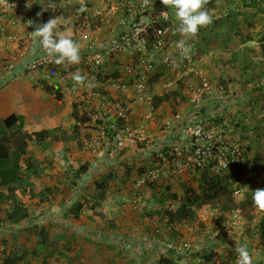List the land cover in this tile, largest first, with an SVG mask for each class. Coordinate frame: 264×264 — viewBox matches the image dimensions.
<instances>
[{"label": "rangeland", "instance_id": "obj_1", "mask_svg": "<svg viewBox=\"0 0 264 264\" xmlns=\"http://www.w3.org/2000/svg\"><path fill=\"white\" fill-rule=\"evenodd\" d=\"M251 1L209 0L206 8L213 13V23L201 28L198 36L188 41L202 48L201 65L211 85V92L201 106L197 108L189 103L185 85L180 81L182 86L176 88L177 99L157 107L162 106V114H158L157 108L144 107L153 113L151 119L146 120V113L140 115L134 111L138 116L134 117L133 128L143 125L145 131L132 133V136L121 134L122 145L114 143L108 134H99L102 124L99 111L87 103L83 106L79 93H73L66 86V81L74 82L71 74L78 69L63 66L62 70L61 67L45 70L46 74L51 73L46 84L59 91L63 98L58 101L54 94L46 93V111L42 108L36 112L30 108L27 114L24 107L28 116L27 129L25 125L23 129L26 133L53 130L56 139L51 136L43 143L31 141L20 162L21 180L6 187L0 184V195L9 198L0 197V264L11 255L23 258L18 264H164L167 258L173 264H237V245H247L253 264H264V250L257 247L260 237L251 238L246 234L248 225H254L248 224L241 209L223 216L222 220L220 209H211L215 214L210 215L207 225L198 232L188 230V226L197 227L199 218L195 223L175 226L184 239L165 234L164 212L181 204L172 201L170 196L175 192L181 197L186 189L184 185L181 187V181L190 183L192 176L188 173L173 176L170 169L156 159V155L160 158L187 143L184 125L191 113L197 114L208 129L224 132V147L237 150L239 155L251 148L250 160L255 154L264 155V134L259 132L260 125L255 121L264 118V56L260 48V43L264 42V0H259L257 5ZM81 2L75 0L64 6L59 0H53L50 3L55 7L48 16V19L59 17V31L68 30L76 41L89 31V26L93 28L99 22L102 26L103 15L111 10L108 5L112 7L111 3L104 5L101 0H83L87 11L80 12ZM133 2L139 12V0ZM150 2L155 4L161 0ZM120 11L123 13L121 7ZM166 11L177 26L174 10L166 8ZM63 19L68 20L67 26ZM180 38L183 39L181 35ZM12 58L11 54L0 63ZM119 63H112L99 72H80L88 77L86 82L91 88L102 90L95 84L102 85L116 78ZM59 71L61 76L57 78ZM165 77L159 74L157 80ZM167 77L177 78L176 74ZM41 82L44 81L38 82L40 87ZM87 90L89 87L80 89L81 95L86 96ZM114 95L119 99L129 96ZM75 105L79 106L80 117L89 118L86 123L81 122L77 130L74 129ZM176 112H181L185 121L172 129L165 128L164 120ZM150 121L154 126L150 125L149 129ZM16 131L17 127L7 129L0 119V138ZM30 165L33 173L28 171ZM154 165L161 169V177L154 184L157 192L146 185L134 196L135 178L140 176L138 170L144 168L145 172ZM82 168L87 171H81ZM131 170L133 176L128 177L127 172ZM260 171L264 176V168ZM259 180L253 178L250 187L242 188V181L236 179L231 186L236 189L232 195L235 202L242 200L244 192L256 187ZM48 190L50 195H46ZM39 192L45 194L41 203V197H37ZM14 201L22 202L31 211L30 217L16 228L6 220ZM252 213L257 216L256 221L261 220V211L255 209ZM234 214L238 215L235 219ZM216 233L219 237L214 235ZM43 238H47L48 244H42ZM184 240L190 247L180 255L165 247L168 243L180 247ZM211 251L214 255L209 262L205 256ZM230 254L233 257L228 261Z\"/></svg>", "mask_w": 264, "mask_h": 264}, {"label": "built area", "instance_id": "obj_2", "mask_svg": "<svg viewBox=\"0 0 264 264\" xmlns=\"http://www.w3.org/2000/svg\"><path fill=\"white\" fill-rule=\"evenodd\" d=\"M59 1L64 6H69L75 0ZM101 3L104 5L111 3V8L108 5L111 10L103 15V23L99 29L89 30L78 41L81 44V63L66 66L79 71L99 72L112 63L120 62L117 77L107 80L102 85L95 84L97 88L102 87V90L89 87L86 96L81 95L80 89L88 87V82L81 86L66 81V86L70 87L73 93H79V101L83 103V106L86 107L85 103H87L92 109L99 111L102 120L98 128L99 134L101 136L108 134L114 143L122 145L121 134L132 136V133H144L143 125L133 128L136 116L134 107L152 109L154 97L176 90L180 81H183L185 85L189 103L199 108L211 92L210 82L201 65V49L198 44L188 42L191 45L190 53L186 58L181 55V51L176 47V43L181 40L180 34L176 31L177 26L168 11L164 8L157 9L151 2L145 7L143 0L138 2V7L141 8L139 12L134 9L137 8V4H134L133 0H101ZM117 15V22L113 25ZM34 19L35 8L31 1L0 0L2 32L5 31L2 23L10 20L13 26H18L20 23L24 25L29 40H37L31 34L36 25ZM103 27L108 28L107 31H102ZM138 28L143 30L137 31ZM105 32L108 33L106 38L102 37ZM30 47L28 45L13 56L7 65L8 72L13 73L21 69L22 73H33L65 66L55 64L40 45L35 48ZM174 64L178 66L174 67ZM159 74L166 77L157 80ZM170 74H176L177 78L167 77ZM46 79H51V73L46 74ZM114 94L129 96L127 99H119ZM152 114L148 111L145 119H151ZM187 117L184 125L187 143L167 153L171 156L169 169L174 176H183L195 167L209 165L218 171L227 169L237 160L238 151L228 149L222 143L219 144L215 134L198 119L197 114L191 113ZM185 119L181 112H176L170 119L164 120V126L172 129L176 124H182ZM160 177V168L147 170L134 182L133 195H139L141 188L157 182ZM210 215L214 213L205 209L200 219L208 221ZM236 216L238 215L234 214L233 219ZM229 225L233 226V224ZM214 235L219 236L218 233ZM165 247L180 255L184 249L190 247V244L183 242L178 247L174 243H168Z\"/></svg>", "mask_w": 264, "mask_h": 264}, {"label": "trees", "instance_id": "obj_3", "mask_svg": "<svg viewBox=\"0 0 264 264\" xmlns=\"http://www.w3.org/2000/svg\"><path fill=\"white\" fill-rule=\"evenodd\" d=\"M52 1L53 0H51L50 2ZM258 1L259 0H253L251 1V4L257 5ZM155 7L157 9H166L161 2H157L155 4ZM47 11L49 12L48 14L46 13V16L48 17L51 15V9ZM260 48H262L261 56H264V42L260 43ZM178 85L179 88H181L180 82ZM41 88L47 94H54L58 101L62 100L63 96L61 95V93L59 91H54L53 88L47 85L45 82H41ZM178 95V90H174L168 94L164 93L162 95L155 96L153 100V107L157 108L172 99L175 101ZM73 115L76 122V125L74 127L75 130L79 128L81 122L86 123L87 121H89V118L86 115L81 117L79 116L77 105H75L73 108ZM255 121L260 125L259 132L262 131L264 134V118ZM4 125L7 129L17 127V131L11 136L0 138V184L6 187L11 183L16 182L17 180H21L22 176L19 171L20 162L22 160V157L27 154L29 143L31 141L43 143L47 138L51 136L55 137L54 139H56V136H54L53 130H43L39 132L26 133L23 129V117L15 114H12L5 119ZM212 132L215 134V138L218 140V143L224 144V141H222L224 132L218 129L216 131L212 130ZM247 151L251 152V148H248ZM248 152L237 156V160L231 163L227 169L218 171L216 168L209 165L205 167H195L190 170L188 172V174H191L192 176L190 178V183H187L186 180H183L180 184L182 188H184L183 185L186 187L183 195L179 197L178 194L174 192V194L170 196L172 201H180L181 204H179L174 209L171 208L164 212V220L167 222V229L165 231V234L172 236L179 235V237L177 238L184 239L183 233L178 234L179 232L175 230V226H178L182 223H195L197 221V218L199 217L198 213L201 212L204 208L220 209L221 220L223 216H228L232 211L241 209L246 214L245 217L248 221V224L251 222L254 225L253 227L250 224H247L248 228L246 230V234L248 236L251 235V238L259 236L260 240L257 247H260L264 250V212H262L263 215L261 220L259 221H256L257 216L252 213L255 209H257L252 199L253 191L257 188L264 189V176H261V171L259 172V169L264 168V155L261 157L258 154H255L254 158H252L253 160H250V153ZM166 155L168 154H162L160 158L156 155V159L160 165L167 166L169 169V161L171 157L169 155ZM153 168H156V166L154 165L150 168H147V170ZM28 171L32 173L34 172L32 165L29 166ZM81 171L86 172L87 170L86 168H82ZM143 172L144 168H140L137 172V175H141ZM127 176H133L132 170L127 172ZM137 178H135V181ZM253 178L261 179L259 180L260 183H258L256 187H252L245 191L242 200H240L239 202H235V200L232 198V195L234 194V191L236 189L234 190L231 187L235 183L234 181L236 179L241 180V187L248 188L250 187V182ZM193 183L197 184V186L194 187ZM154 184L155 183H150L147 185L152 188L153 191L157 192V187L155 188ZM8 189L11 192V189ZM166 191L168 193H171V190L169 188H167ZM48 192H46V195L51 194L49 190ZM38 196L41 197V199L39 200L40 203L43 202V199L45 197L44 192H39V194H37V197ZM0 197L9 199L8 196L0 195ZM31 197L36 196L31 194ZM45 201L47 200L45 199L44 202ZM30 215L31 211L29 207L25 206L20 201H14L13 209L7 214L6 220L11 224H16L28 219ZM198 224L199 225L197 227H194L192 225V231L198 232L200 230H203L205 225H207V222H202L199 220ZM41 242L42 244H48L47 238L41 239ZM213 255L214 254L211 251L207 256H205V259L210 262L212 261ZM232 257L233 254H230L228 261H231ZM21 260H23L21 256L17 257L11 255L9 258H6L4 260L3 264H18ZM163 263L173 264V262H171L170 259L168 260V258L163 261Z\"/></svg>", "mask_w": 264, "mask_h": 264}, {"label": "clouds", "instance_id": "obj_4", "mask_svg": "<svg viewBox=\"0 0 264 264\" xmlns=\"http://www.w3.org/2000/svg\"><path fill=\"white\" fill-rule=\"evenodd\" d=\"M149 3L150 0H143V6L146 7ZM161 3L166 8L174 10L175 18L178 21L176 31L183 37L176 43V47L181 51V55L186 58L191 51V45L188 41L194 40L201 28L208 27L213 23V13L206 8L209 0H161ZM54 7L55 5L51 3L46 7L42 5V11L38 12L37 16H41L43 11ZM79 11H87L83 0ZM165 18H167L166 14ZM59 25L60 18L55 16L47 22L36 24L35 30L31 34L33 38L39 41L40 46L54 60L55 64L65 66L79 65L81 63V44L69 35L60 32ZM141 30L143 29H137V31ZM138 42L142 43L141 41ZM173 66L176 67L178 65L174 64ZM71 79L75 84L83 86L88 77L77 70L71 74ZM91 86L89 83L88 87ZM252 199L255 207L259 211L264 212V189L257 188L254 190ZM205 209L211 211L209 208L202 209L198 217L200 221H202L200 215ZM190 228L193 230V226H188V230ZM235 251L237 253V264H253V256L247 245H237Z\"/></svg>", "mask_w": 264, "mask_h": 264}, {"label": "crops", "instance_id": "obj_5", "mask_svg": "<svg viewBox=\"0 0 264 264\" xmlns=\"http://www.w3.org/2000/svg\"><path fill=\"white\" fill-rule=\"evenodd\" d=\"M32 2L34 8H35V23H44L47 22L49 19L46 16V13L49 12L43 11L41 16H37L38 12L42 11V5L47 6L51 0H29ZM12 17V16H11ZM10 17V18H11ZM48 19V20H47ZM63 23L65 26H67L68 20L63 19ZM103 23V17L101 19ZM117 22L115 20L112 24L114 25ZM66 23V24H65ZM100 24V22H99ZM97 24L93 28H98L100 25ZM4 25L5 31L2 32L1 30V24H0V61L2 59L9 58L12 54L14 56L17 52H19L21 49L27 48L28 45L32 48H35L39 46L38 40H29L27 38V33L25 30V27L22 23H20L18 26H13L11 24V21H6L2 23ZM89 26V30L94 31L96 29H93ZM108 28H102V31H107ZM62 33L69 35L71 38L74 36L73 33H69L68 30L61 31ZM97 36L98 34L95 33ZM105 34V35H103ZM102 37L108 35L107 32L103 33ZM101 35V34H100ZM100 37L101 39H103ZM28 44V45H27ZM200 47V45L198 44ZM30 47V48H31ZM201 51L202 48L200 47ZM10 61H5L0 63V88L5 87L3 90H0V119L5 120L7 117L11 116L12 114L22 116L24 118V125L25 130L27 129V114L30 111V108H34L35 111H39L43 108V110L46 111L44 108V101H46V92L42 90L39 83L40 81H44L46 83V71L40 70L33 73H22L21 69H17L16 71H13V73L8 72L7 65ZM62 70V68H61ZM57 78L61 76V71L57 72ZM28 105V106H27ZM24 107L27 111V114L24 113ZM134 111L139 113L140 115H143L145 113H148L147 110H145L144 107H138L134 109ZM156 111L159 113H163L162 106L161 108H157ZM34 113V112H33ZM135 113V114H136ZM138 116V114H136ZM44 116V115H43ZM42 116V118H43ZM41 118V117H40ZM150 125L154 126V123L152 121L149 122V129ZM164 139V137H162ZM22 223H16L12 224L14 228L16 226L18 227Z\"/></svg>", "mask_w": 264, "mask_h": 264}]
</instances>
